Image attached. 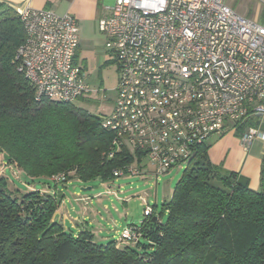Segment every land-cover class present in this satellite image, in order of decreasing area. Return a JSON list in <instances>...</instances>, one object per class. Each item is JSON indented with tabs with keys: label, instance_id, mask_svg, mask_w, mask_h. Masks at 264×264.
<instances>
[{
	"label": "trees",
	"instance_id": "trees-1",
	"mask_svg": "<svg viewBox=\"0 0 264 264\" xmlns=\"http://www.w3.org/2000/svg\"><path fill=\"white\" fill-rule=\"evenodd\" d=\"M24 39L19 12L0 1V153L21 175L0 174V264H264V156L255 190L213 163L207 142L195 147L161 213L154 205L141 221L138 242H105L93 227L76 231L56 218L68 182L111 181L144 158L118 147L100 114L38 100L16 59ZM258 123L248 119L236 134Z\"/></svg>",
	"mask_w": 264,
	"mask_h": 264
},
{
	"label": "built area",
	"instance_id": "built-area-1",
	"mask_svg": "<svg viewBox=\"0 0 264 264\" xmlns=\"http://www.w3.org/2000/svg\"><path fill=\"white\" fill-rule=\"evenodd\" d=\"M19 15L25 39L16 59L36 98L73 102L90 96L75 63L76 17L32 6ZM99 29L119 74L114 108L100 114L102 126L118 147H132L146 159L139 162L136 155L116 176H160L185 164L198 144L217 133L236 134L248 119L259 123L243 130V147L264 141V24L258 17L239 13L226 0H115ZM143 212H154L148 201ZM140 223L129 224L118 240L138 242Z\"/></svg>",
	"mask_w": 264,
	"mask_h": 264
},
{
	"label": "rangeland",
	"instance_id": "rangeland-1",
	"mask_svg": "<svg viewBox=\"0 0 264 264\" xmlns=\"http://www.w3.org/2000/svg\"><path fill=\"white\" fill-rule=\"evenodd\" d=\"M237 11L247 17L256 18L261 24H264V2L260 0H226ZM115 0H107L106 5L112 7ZM104 34L100 31L99 26L93 28L91 35V45L87 50L89 57L88 63V82L90 88L93 90L88 97H81L75 100L78 107L86 109L92 114L108 115L114 108V102L117 97L116 86L118 83V63L109 62L104 64V60L109 59V53L106 49V41H104ZM264 131V124L262 125ZM225 134H214L207 143L212 144L214 139L223 137ZM238 136V135H236ZM133 153V148H128ZM3 155L0 153V174L5 173L12 178L19 180L20 172L11 165L3 163ZM143 161H146L143 160ZM138 163V161H137ZM150 171L153 170L152 165ZM185 164H178L173 166L168 172L156 175L154 172L148 174H139L134 176H119L111 181L101 182L94 180L91 185L93 189L83 190L82 184L78 180L68 182L64 187L65 199H67V206L72 205L77 207L78 214L74 213L75 221L82 214V205L85 202L75 201L74 194L81 195H96V198L90 203L89 207H85L86 211H93L91 208L98 207L103 215L96 214L97 219L101 223V228H104L103 233L100 234L99 240L108 242L110 240L120 239L121 232L131 223L138 224L144 218V207L146 201L150 203L155 209L157 215L162 211L164 199L168 200L174 190V187L182 175ZM34 184L31 183V187ZM62 187V186H60ZM98 195V196H97ZM99 202H107L109 209H104ZM88 204V203H87ZM103 204V203H101ZM90 209V210H89ZM101 216L103 220H101ZM165 220V215L161 216ZM65 222L69 226V217H65ZM94 225H91V227ZM97 234H98V227ZM75 230V229H74ZM115 230H118L116 233ZM125 241L121 244L124 245Z\"/></svg>",
	"mask_w": 264,
	"mask_h": 264
},
{
	"label": "crops",
	"instance_id": "crops-1",
	"mask_svg": "<svg viewBox=\"0 0 264 264\" xmlns=\"http://www.w3.org/2000/svg\"><path fill=\"white\" fill-rule=\"evenodd\" d=\"M6 2L8 5L12 6L18 12L24 9L26 6H32L35 8H46L52 10L58 14L70 13L76 17L79 29V45L75 53V63L78 64L82 70L85 81L89 85L88 80V63L89 55L87 50L89 49L91 43V35L93 28L99 26V22L102 18L106 17L110 12V7L106 5L107 0H0ZM103 33V32H102ZM104 41L107 40V35L103 33ZM114 62L110 59H105L104 64ZM119 75V74H118ZM237 134L229 133L228 135H223L218 139H214L211 147L208 151L211 161L215 164L222 165L225 169L229 171H235L241 176L249 180V185L251 188L258 190L260 189V169L261 161L264 156V141L256 140L251 147L246 150L241 141L240 136ZM104 183V182H103ZM88 186L93 189V185L84 184L82 189L87 191ZM64 191V188L62 189ZM65 193V192H64ZM75 201L85 202L82 205L81 217H78L75 221L74 213H79L77 207L72 205L67 206V199H64L60 208L58 209L56 218L60 219L65 226V217H69V226L73 227L76 231L80 228L91 227L94 225L93 230L96 235L100 237L103 233L104 228H101V223L97 219L96 214L103 215L98 207L91 208L93 211H86L85 207H89V201L92 202L93 197L90 195L74 194ZM98 196V195H97ZM166 200V198L164 199ZM88 203V204H87ZM104 209H109L107 202H99ZM103 203V204H101ZM101 216V220H103ZM106 218V217H105ZM76 224V225H75ZM75 225V226H74ZM98 227V234L97 229ZM117 233L118 230H115Z\"/></svg>",
	"mask_w": 264,
	"mask_h": 264
},
{
	"label": "water",
	"instance_id": "water-1",
	"mask_svg": "<svg viewBox=\"0 0 264 264\" xmlns=\"http://www.w3.org/2000/svg\"><path fill=\"white\" fill-rule=\"evenodd\" d=\"M4 157H5V159H6V160H9V156H8L7 154H5V156H4ZM88 189H91V187H90V186H88Z\"/></svg>",
	"mask_w": 264,
	"mask_h": 264
}]
</instances>
